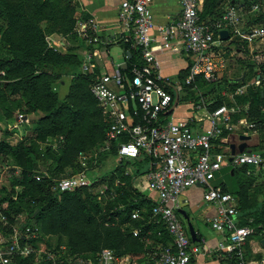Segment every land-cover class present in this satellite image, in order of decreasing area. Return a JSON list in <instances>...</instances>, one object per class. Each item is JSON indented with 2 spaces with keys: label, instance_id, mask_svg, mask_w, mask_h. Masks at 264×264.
Returning a JSON list of instances; mask_svg holds the SVG:
<instances>
[{
  "label": "built area",
  "instance_id": "obj_1",
  "mask_svg": "<svg viewBox=\"0 0 264 264\" xmlns=\"http://www.w3.org/2000/svg\"><path fill=\"white\" fill-rule=\"evenodd\" d=\"M150 2L120 0L118 4L120 40L129 41L130 47L136 50V59L128 69L123 55V61L116 63L111 70L95 73L97 63L91 51L82 55L80 69L94 74L89 92L106 123L104 138L107 144L117 140L115 148L119 157H137L141 153L151 156L153 167L145 174V187L154 195L150 218L152 223L162 227L169 240L164 245L157 243L155 250L145 253L141 261L128 254L116 255L109 248H101L93 257L73 254L67 264H193L199 248L190 240L185 222L177 210L182 205L180 193L196 184L203 188L202 199L216 208L215 215L208 219L210 228L221 235L215 251L229 256L236 264H245L243 245L252 229L248 225H236L235 196L211 186L209 182L218 173L222 161V155L213 151L221 133L229 134L240 124L249 129L253 124L242 123V118L233 120V114L240 111V107L234 104H221L210 111L205 110L207 125L198 131L189 127L186 118L167 113L173 102L168 89L177 96L181 85L173 82L171 76L161 74L156 55L160 51L183 53L190 62L184 82L195 75L212 82L226 66V59L219 48L222 40L218 38L217 31L224 28L228 37L238 34L247 40L259 37L264 41L261 27L239 28L245 21L244 14L258 11L260 5L252 3L245 8L240 2H225L217 18L202 21L199 17L202 0H178V19L161 27L154 26L151 20ZM76 25L82 38L96 42L92 19H77ZM153 29L161 38L159 43L152 34ZM121 63H125L124 69L120 67ZM259 74L255 75L256 83L260 79L264 84V75L260 77ZM246 86H239L236 93L241 94ZM261 109L264 111V102ZM229 164L232 167L254 166L256 172L261 169L260 174L264 177V156L257 151L236 152ZM35 179L40 178L35 176ZM54 182L58 191L88 183L82 172ZM138 217V211L133 210L130 218ZM22 237L13 232L7 240L0 242V264H10L13 256L25 257L33 252L32 248L21 244L19 240ZM63 248L60 245L52 253L41 250L46 264H59Z\"/></svg>",
  "mask_w": 264,
  "mask_h": 264
},
{
  "label": "trees",
  "instance_id": "obj_2",
  "mask_svg": "<svg viewBox=\"0 0 264 264\" xmlns=\"http://www.w3.org/2000/svg\"><path fill=\"white\" fill-rule=\"evenodd\" d=\"M253 1L258 3L260 8L253 12L247 21L260 24L264 30V8H261L264 0ZM224 2H240L245 8L251 4L250 0H202L200 19L212 21L217 18L222 12ZM75 10L74 0H9L6 9L8 26L17 39L14 38L10 45L12 51L10 60H5L0 65V70H3L0 76L3 82L0 86L8 89L9 92L20 90V94L26 99L29 111L40 109L43 112L33 120L34 139L29 140L27 144L19 141L10 145L5 140H0V153H8L15 164L13 169L17 168L19 172L8 181L9 190L3 189L4 193L0 195V205L5 203L1 206L0 213L2 212L7 218L25 214V220L33 219L41 235L56 237V249L59 244H63L70 255L93 257L101 248H109L116 255L128 254L141 261L145 253L155 250L157 243L164 245L169 240L162 227L151 221L150 207L153 200L138 191L132 183L134 177L145 175L153 167L151 156L141 153L137 157H128L126 161L132 175L128 179L122 175L116 176V183L112 186L113 195L102 205L85 191V186L67 191L57 189L51 191L52 178L43 177L35 180L32 177V173L37 170L36 159L47 160L49 155L54 157L56 165L53 169L58 171L63 166L70 165L77 153L82 150L90 151L94 145L105 139L106 123L89 92V84L94 74L74 75L69 85L68 102L58 99L50 92L43 80L46 75L49 77L54 65L66 66L70 62L68 61L70 57L73 58L74 55L66 54L65 51L49 65L48 56L53 54L48 53L44 48L39 22L44 19L48 32L71 34L75 24ZM231 42L236 41L231 39ZM119 44L128 69L136 59V50L130 47L129 41L120 40ZM234 49L239 51L240 48L235 46ZM76 64L74 62L72 67ZM239 64L248 79L251 64L242 59H239ZM261 64L259 75L263 77L264 63ZM189 65L190 62L187 61L176 73L181 85L180 93H177V105L188 104L193 110L197 108L196 106L204 107L206 111L221 104L238 105L240 111L233 114V120L244 115L247 123L253 124L249 132L261 130L264 133V111L261 109L264 102L263 82L261 87L247 85L244 91L233 96L231 101L217 100L201 106L197 100L205 94L207 86L212 87L217 81L207 82L199 75H195L185 83ZM94 72L97 73L98 70L95 68ZM224 82L230 87H239L245 81L233 82L226 77ZM168 90L174 99L175 93L171 89ZM6 109L7 104L3 105V110ZM225 135L226 133L222 132L220 136ZM47 136L62 137L59 154L38 150L37 140L43 141ZM116 143L117 140L110 141L109 148L115 151ZM259 153L264 156V151ZM102 159L101 153L96 154L95 162L98 163ZM121 160L122 158L119 157L115 169L124 170L120 166ZM230 167L231 173L238 168ZM245 176L250 180L246 179L233 193L237 196L236 208H239L236 225H248L252 229L251 235H259L260 239L264 240V193L262 192L264 180L258 183L262 188L263 196V199L258 201L253 198L250 190L252 184L256 182L252 181L255 180V176L247 174ZM220 188L226 191L224 187ZM30 203L34 205L31 209H29ZM133 210L138 211V218H130ZM249 218L251 220L247 221ZM132 229L136 232H132ZM157 231L160 232L159 235L156 234ZM20 240L24 242L25 238L22 237ZM31 259L32 254L25 257L14 256L10 264H31Z\"/></svg>",
  "mask_w": 264,
  "mask_h": 264
},
{
  "label": "rangeland",
  "instance_id": "obj_3",
  "mask_svg": "<svg viewBox=\"0 0 264 264\" xmlns=\"http://www.w3.org/2000/svg\"><path fill=\"white\" fill-rule=\"evenodd\" d=\"M253 2L255 1L250 0L251 4ZM8 6L9 0H0V65L2 62H5V60H10L12 55L10 45H12L14 38L17 39L15 34L8 26V18L6 16V9L8 8ZM261 8H264L263 4ZM251 14L253 13L244 14L245 21L242 25L239 26V28L246 30L254 27H262L260 24L254 22L252 23L251 21L250 23L247 21L248 17L250 18ZM76 20L77 19L75 18V24L73 25L71 34L48 32L46 28L47 24L44 19H42L41 23L39 22L40 29L42 30V37L44 40V48L48 51V53L53 54L51 56H48L49 59L47 62L49 65L53 64L52 61H54L56 57H58L65 51L66 54H69L71 56L74 55V59L70 57V60H68L70 62L66 66H59L57 64L54 65L49 73V77H47L46 75V78L43 79L48 90L54 93L58 99L63 100L64 102H68L67 94L69 85L71 83V79L76 76L75 74L87 75V72H82L80 69L82 54L78 50H81L82 48V53H85L86 51H89L91 47H97V44H95L96 42H87L86 38H82L77 33L78 28L76 25ZM231 39L236 42L232 43ZM222 42L224 43H220L221 45H219V48L221 52H223V56L226 59V66L224 70H222L217 75V83L212 87L207 86V88H205V94L197 100L201 106L217 100H220L221 102H228L232 100L233 96L239 94L236 93V89L238 87H230L224 82V78L228 76L234 77L240 70H242L241 65L239 64V59H242L244 62L250 63L252 67L247 79V85H253L257 87H261L262 85V81H260V79L259 82L256 83V79L254 76L257 73L261 72L262 67L260 65H262L261 63H264V41H261L259 37H254L250 40H247L244 37L239 36L238 34H234L230 35L229 38L222 40ZM235 46H238L240 48L239 51L237 50V52H235L233 50ZM245 52H247V56L245 55ZM99 53L102 56L104 63L110 64L111 62L112 64H115L122 60L121 47L116 43L102 46ZM71 61L72 64H70ZM74 62H76L77 64L75 67H72ZM0 72H2L3 74V70H0ZM0 76H2L1 73ZM172 81L175 83H179V79L177 77L172 78ZM2 82L3 81L0 79V84H2ZM20 92V90L9 92L8 89L0 86V140H5L10 145H14L19 141H21L23 144H27L29 140L34 139L33 120L43 112L40 109H37L36 111H29L26 104V99L23 97V95L20 94ZM178 93H180V91ZM41 99L43 100V97ZM2 104H7L6 111L3 110ZM224 105L230 106L226 104ZM193 111H197V113H200L202 111V107L195 108V110ZM238 118H242V123L247 122L244 115H241ZM237 126L233 128V133L231 132L232 134L226 142L231 143L233 141H236V134L242 129L241 126H243V124ZM246 134H249L251 136L247 142V148H249L251 151L263 152L264 133L261 130H255L253 132L250 131V133L249 131H246ZM61 142V136H47L43 141L37 140L38 150L41 152H45L46 150H48L49 154L54 155L59 154L61 151ZM220 150L221 149L219 148H215L216 152L222 154V161L218 173L212 180H210V185L215 187H224L228 192L235 193V191L238 189V186H240L246 179L250 180V178H247L245 176L246 171H250L247 175L255 176V180L252 179V181H257L255 183V186H252L250 188L251 194L254 199H261L262 188L259 187L258 184L264 180V177H262V175L260 174V172H262L261 169L258 168V171L256 172L257 169L254 166L243 165L236 168L234 173L231 174V167L229 165V162L227 161L228 149H226V151H223L222 153L219 152ZM98 153H101L103 159L102 161L97 163L95 162V157ZM119 156L120 155L116 150L113 151L111 148H109V144H107L104 139L102 142L94 145V147H92L90 151L82 150L77 153L74 156L73 161L70 162V165L65 167L63 166L62 169L58 171H55L53 169L56 165L54 157H51L49 155L47 160H42V158L36 159L35 162L37 170L32 173V177L34 179L35 176H38V178L40 179L43 177L52 178L50 190L54 191L56 190L54 182L55 179L82 172L88 183L84 185L85 187H81H84L85 191L89 195H92L99 202V204L102 205L113 195L112 186L116 183L115 177L122 175L128 179L132 175L126 161L129 159L128 157L121 156L122 160L120 166H122L124 170H120V168L115 169L116 161L118 160ZM128 162H130V160ZM12 166H15L13 158L8 153H0V195H2L6 189L9 190L10 187L8 181L12 179L11 177H15L19 173L18 169H13ZM42 172L44 173V175L41 176ZM142 179L145 178L143 177ZM4 204L5 203H2L0 205V208L1 206H4ZM33 206V203H30L29 209L33 208ZM13 232L23 235V238H25L24 242L19 240V238L18 240L22 245L29 246L33 249V252L31 253V264H40L44 261V254L42 253V251L52 253L56 250V237L54 235H41L33 219L29 218L28 220H25V214L7 218L1 212L0 242L7 240ZM132 232H134V229H132ZM253 236H255L256 239H259V235ZM246 244L247 241H245V246H248ZM60 245L64 248L61 252V257H59V264H67V261L71 255L68 254V251L63 244H59V246Z\"/></svg>",
  "mask_w": 264,
  "mask_h": 264
},
{
  "label": "crops",
  "instance_id": "obj_4",
  "mask_svg": "<svg viewBox=\"0 0 264 264\" xmlns=\"http://www.w3.org/2000/svg\"><path fill=\"white\" fill-rule=\"evenodd\" d=\"M119 1L120 0H74L76 6L75 18L83 20L92 19L95 25L96 30L93 35L96 39L95 44H97V47H91L89 51L91 50V52L95 55L97 70H99L100 72L106 70L109 71L110 67L112 68L116 64H112L111 62L110 64L104 63L99 51L102 46H107L111 43H116L120 46L119 42L121 28L117 22V8ZM179 9L180 8L178 0H151L149 4V13L154 26L162 27L169 22L178 19ZM152 34L154 35L156 42L159 43L161 41V38L154 29L152 30ZM233 50L237 52V49ZM78 51H80L82 55L84 54L82 53V48ZM156 56L160 61L161 74L171 76L172 78L176 77L177 71L183 68L187 61H189V58L186 57L183 53L160 51L157 52ZM122 61L123 53L122 60L120 62ZM241 74H243L242 80L245 81L244 84H247V77L244 74L243 70H240L234 77L228 76V78H235L240 76ZM176 106L171 110V114L177 118H186L188 120V125L192 130L198 131L207 125L206 116L204 114L205 109H202L200 113H197V111L194 112L188 104L180 106L176 104ZM241 128L245 130L241 129L240 131H238L236 134V141H233L231 143L237 144L239 142L238 135L246 134V131L249 130L243 126H241ZM232 133L226 134L225 136H220L215 141V147L213 148V151L216 152L215 148L221 149L219 151L221 153L223 151H226V147L230 143L226 141ZM250 137L251 136L249 135V138L245 140L246 144ZM143 177L145 178V175L134 177L132 181L133 186L138 191L142 192L151 200H153L154 195L152 192L146 189L145 179H142ZM255 183H253L252 186L255 185ZM202 191V186L193 185L184 189L179 195V200L182 204L180 209H182L188 216V220L190 221L197 238L195 244L198 246L199 251L193 259V264H236V262L229 256L215 251L217 243L221 240V235L210 228L208 219L215 215L216 208L212 204L205 202L202 199ZM226 192L228 191L226 190ZM262 192L264 193V187L262 189ZM231 194L235 196L237 201V196L233 193ZM262 199L263 196L261 197V199L257 200L261 201ZM236 210V218H238L239 208H236ZM250 218L247 219V221H250ZM245 241H247L246 245H248L245 246V243L243 245V259L245 264H264V240L260 239V237L259 239H256L255 236L250 234Z\"/></svg>",
  "mask_w": 264,
  "mask_h": 264
},
{
  "label": "water",
  "instance_id": "obj_5",
  "mask_svg": "<svg viewBox=\"0 0 264 264\" xmlns=\"http://www.w3.org/2000/svg\"><path fill=\"white\" fill-rule=\"evenodd\" d=\"M217 35H218V38L220 40H225L228 38V32L226 29L222 28V29H219L217 31ZM126 55L129 56V53L126 52ZM125 63H121L120 64V67L122 69L125 68ZM243 79V74H241L240 76L238 77H235V78H230V80H232L233 82H239ZM177 104V96L175 95L174 99H173V102L171 104V106L168 108L167 110V113L171 112V110L176 106ZM249 138V135L247 134H239L238 135V140L239 142L237 144H234V143H229L228 145V150H229V155H228V158H227V161L230 162L231 159H232V156L236 153V152H242V151H250L249 148H247V144L245 142V140H247ZM197 186L199 184H196ZM200 186V185H199ZM177 212L180 214V216L182 217V219L184 220L185 222V226L187 228V233L190 237V240L195 242L197 241V238L195 236V232H194V229L190 223V221L188 220V216L186 215V213L182 210V209H178Z\"/></svg>",
  "mask_w": 264,
  "mask_h": 264
}]
</instances>
